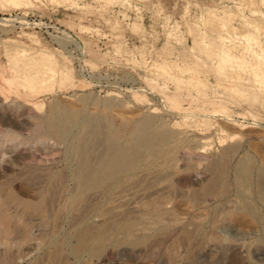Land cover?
Returning <instances> with one entry per match:
<instances>
[{"label":"rangeland","instance_id":"rangeland-1","mask_svg":"<svg viewBox=\"0 0 264 264\" xmlns=\"http://www.w3.org/2000/svg\"><path fill=\"white\" fill-rule=\"evenodd\" d=\"M247 5L0 0V264H264V186L257 184L264 173V92L258 100L216 92L217 74L193 49L194 25L211 35L204 19L223 11L233 12L238 33H257L264 42L253 25L264 24V0ZM162 61L195 67L184 78L207 86L168 79L154 66ZM27 65L35 89L20 76ZM60 111L69 114L64 137L56 139L48 119ZM146 119L147 131L161 135L154 150L75 200L80 139L97 134L87 143L94 157L86 168L95 167L108 140L135 143ZM244 198L253 213L244 211ZM123 217L137 226L75 253L83 231L94 234Z\"/></svg>","mask_w":264,"mask_h":264},{"label":"bare ground","instance_id":"bare-ground-1","mask_svg":"<svg viewBox=\"0 0 264 264\" xmlns=\"http://www.w3.org/2000/svg\"><path fill=\"white\" fill-rule=\"evenodd\" d=\"M5 1L16 6L25 3V0H5ZM243 1L245 3L244 6L245 8L247 4L250 7L255 4V0H243ZM231 13L223 11L222 14L215 13L210 16L206 14H205L206 16L204 15L205 18L208 16L206 19H204L205 24L209 26L210 30L208 31L214 30V33H211V35L203 34V32L199 31L200 28L198 29L197 28L198 26L193 24L194 29L195 28L196 29L195 30L193 29L195 36L193 37L195 39H193L194 46L193 45L192 46L193 49L198 50L197 53L201 52L202 57H204L205 61L209 62L215 74H217L216 75L217 80L213 84V88L216 90V92H218L217 91L218 88H221V90L223 89L226 91L228 90L239 96H250L253 100H258L259 94L264 92V42H262L258 38L257 33H252L247 30L243 31L242 29L244 27L242 26V24L241 26L243 28L239 26L240 27L239 29L242 28L241 30L243 32L238 33L237 31L238 29H236L237 27L235 28L232 25L233 23L231 24L230 22L231 19L233 18ZM248 20L249 18L247 20L244 19V23H246V21L248 22ZM256 21H254L255 24H253L252 21H249L248 24L252 23L257 31H263L264 33V24L260 22L259 24ZM69 39L71 38L68 37V40ZM45 58L49 59L48 56L44 55L43 63L45 65L46 63L47 65L50 64L47 62L48 60H46ZM17 60L18 59L14 60L15 61V63L13 62L14 65H18L17 62L19 61ZM50 61L53 62L52 59ZM47 65L46 67L52 68L49 67L51 65L48 66ZM27 66H26L27 69L25 68V70H23L20 73V76L24 79V82L27 84V86L30 89H35L37 76L29 73L28 71L29 66L28 67ZM154 66L157 69L168 72L166 73V76L169 77L168 79H172L177 83H182L186 86H192L201 83V85L207 86V83L193 80L191 77L184 78L185 74L195 73L198 71L195 67H192L190 65L179 66L176 65L173 61H162L160 63L154 64ZM177 71H180L181 74L176 73ZM218 75H220V77H218ZM219 79L222 80L219 81ZM249 81L254 82L256 86L255 87L250 86L249 88V86L247 85ZM219 96L220 95H218V97ZM68 114L66 112L60 111L57 112V114L55 113V115L51 116L48 119V131L52 136L56 137V139L57 138L62 139L65 135L66 132L65 127H66V122L68 120ZM72 115L76 116V114H72ZM73 119H76V117H74ZM148 123L149 120L147 119L142 122L138 130V133L135 135L136 136L135 143H131L128 145H118L114 140L111 139L108 140V144L106 148L107 150H105L106 152L101 153L99 156L97 155L96 166L94 165L95 167L92 166L88 167L89 165H87L88 168H86V164H90L88 163V161L91 160L92 157H94V155L92 154L93 151H91L92 145L87 143L94 142L97 139V134L92 132L89 138L87 139L84 138L83 140L80 139V142L76 147V150L78 153L77 155L81 161L80 163H82L81 165L82 168H80L78 173L79 174L78 187L75 194V200L81 195H83L84 197L85 192H87L88 190H91L94 187H99L104 185V183L107 180H109L112 176L117 175L121 172L123 173L127 172L128 169L132 168L138 163V160L142 157L144 150L145 151L154 150L153 146L160 139L161 135L159 133L153 134L147 131L146 125H148ZM85 126L88 128V123H86ZM242 169H243L241 172L242 175H244V177L248 176L249 174L248 172L250 169L248 167H244ZM217 174L219 175H216L215 178L213 179V183L215 184H218L221 181V179H223L222 170H220ZM257 181H258L257 184L260 188L264 186L263 172L259 174ZM211 188L212 186L211 187L207 186L205 190ZM199 193L200 192L198 190H195L193 192V195L197 196V194ZM204 193H215V192H204ZM217 193H223V192H217ZM242 203H243L244 211L247 212V214L253 213L254 211L253 206L246 198L242 200ZM136 221L137 220H131L127 217H123L116 222L111 221L112 223H110L109 220V224L106 226L101 224L100 228L94 234L88 235V231L86 230L83 231V233L78 238L77 244L75 245L74 248L75 253L79 254L80 252L88 248L102 247L104 245L105 240L114 236L115 234L118 233L128 234L137 226ZM184 234L186 236H189L192 233L185 231ZM143 238H139L137 241H142Z\"/></svg>","mask_w":264,"mask_h":264}]
</instances>
